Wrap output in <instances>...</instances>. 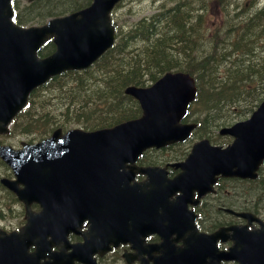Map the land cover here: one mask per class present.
<instances>
[{
    "label": "water",
    "instance_id": "water-1",
    "mask_svg": "<svg viewBox=\"0 0 264 264\" xmlns=\"http://www.w3.org/2000/svg\"><path fill=\"white\" fill-rule=\"evenodd\" d=\"M117 1L92 0L41 25L19 26L11 18L10 0H0V132L7 130L33 88L65 69L87 67L112 44L110 11ZM49 37L55 49L39 57L37 50ZM125 92L139 101V117L91 131L57 128L39 141L23 142L19 149L0 145V157L16 175L1 177L0 182L25 204V223L18 230L0 228V264H96V250L107 249L110 242L138 239L145 228H156L155 219L142 216L147 213L143 210L151 209L152 193H170V179L164 169L153 166L145 170L148 180L131 183L133 170H124L125 162H134L148 147L189 136L195 123L180 119L196 95V86L188 73L168 71L149 86L130 85ZM219 132L231 135V142L213 145L202 138L193 143L186 159L178 163L182 171L174 185H179L170 191L209 189L216 174L254 176L264 158V98L248 117L222 126ZM32 201L41 208L32 210ZM132 209L129 220L125 210ZM101 210L106 214L97 221L91 213ZM83 217L91 221L83 241L69 242L68 232L75 231ZM241 235L227 250L215 249L206 238L203 247L191 248L187 242L173 245L170 254L153 260L155 264H221V259L264 264V223ZM52 245L58 249L52 250Z\"/></svg>",
    "mask_w": 264,
    "mask_h": 264
},
{
    "label": "trees",
    "instance_id": "trees-1",
    "mask_svg": "<svg viewBox=\"0 0 264 264\" xmlns=\"http://www.w3.org/2000/svg\"><path fill=\"white\" fill-rule=\"evenodd\" d=\"M89 1L32 0L20 6L14 0V18L22 24L42 22ZM112 19V46L88 68L61 72L35 88L11 131L40 138L56 126L91 129L136 117L139 104L124 87L148 84L170 69L186 71L196 81V98L189 107L197 122L192 137L223 139L214 130L245 117L264 97L261 0H159L147 15L125 23L115 14ZM53 46L48 40L38 53ZM250 183L239 181L240 205L264 207V178Z\"/></svg>",
    "mask_w": 264,
    "mask_h": 264
},
{
    "label": "flooded vegetation",
    "instance_id": "flooded-vegetation-1",
    "mask_svg": "<svg viewBox=\"0 0 264 264\" xmlns=\"http://www.w3.org/2000/svg\"><path fill=\"white\" fill-rule=\"evenodd\" d=\"M176 148V144L170 145V158H136L135 164L138 167L159 165L164 168L166 176L170 178V188L168 189L170 193L167 196L169 203L162 198L158 199L157 196H153L151 197V209H148L149 212L155 215V221L159 226L169 222L170 211L180 209L184 211V215L177 213V221L170 225L169 232L163 233V236L156 230L148 231L140 239H134V241L129 239L122 240L118 245L112 246L103 253H94L98 264H140L141 262L144 264H154L152 258L170 253V242L174 245L182 244L183 233L178 229H172L177 227L178 224L180 226L187 225L190 228L191 241L189 244H192L191 248L199 247V243L203 240L199 235L201 232L209 233L218 228L225 227V229L221 230L216 243L219 248H227L233 242V238L231 237L233 234L243 233L247 229L258 226L257 222L246 223L244 218H240L236 213L231 211L251 210L253 208L251 204L249 206H240V200L243 198L239 197L238 184L240 178L236 175H218L212 185L213 189L205 191L201 195H198L197 191H193L188 196L179 197L181 194L180 189L170 191L175 183V176L181 170V166L178 163L184 159L181 158L184 154L180 155V157L172 154L174 151H177L175 150ZM127 166L125 165V167ZM1 173L12 176L10 169L8 170L6 166ZM146 177L147 174L145 172L136 171L134 174V179L138 181ZM257 177H264V163L259 166ZM247 179L242 180L246 181ZM246 182L249 186H253L249 180ZM178 199H185V204L176 203L175 201ZM2 204L0 202V206ZM32 205L34 209L39 208L34 203ZM99 213L96 212L92 215L96 218ZM260 217L264 220V212L261 213ZM89 224L88 217L84 218L77 232L70 231L68 233L69 240L71 242L81 241L83 238L81 232L86 230ZM244 224L246 225L244 226ZM235 228L239 229L234 233ZM167 230L168 227L166 228ZM163 240L166 241V245L156 249L151 246V244H159ZM224 264H236V261H228L224 262Z\"/></svg>",
    "mask_w": 264,
    "mask_h": 264
},
{
    "label": "rangeland",
    "instance_id": "rangeland-1",
    "mask_svg": "<svg viewBox=\"0 0 264 264\" xmlns=\"http://www.w3.org/2000/svg\"><path fill=\"white\" fill-rule=\"evenodd\" d=\"M264 1V0H261ZM159 0H123L122 3L116 8V12L114 13L119 21L125 23L130 19L138 18L143 15H147L156 10V6L158 5ZM259 4V2H257ZM135 11V12H133ZM248 116V115H247ZM30 135L19 134V133H10L8 136H0V140L8 141L9 143H16L20 139H30ZM166 151H156L154 156L158 154H164ZM4 165L0 162V174L4 170ZM0 202L6 205L7 203H11L12 199L10 194L6 190H2L0 188ZM6 207V206H5ZM6 213L4 214V218L0 217V227H12L16 224H20V214L21 211L19 209H14L11 211V208H6Z\"/></svg>",
    "mask_w": 264,
    "mask_h": 264
}]
</instances>
